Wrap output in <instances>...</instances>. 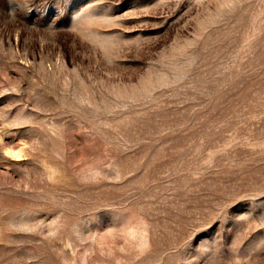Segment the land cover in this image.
I'll return each mask as SVG.
<instances>
[{"label":"rangeland","instance_id":"rangeland-1","mask_svg":"<svg viewBox=\"0 0 264 264\" xmlns=\"http://www.w3.org/2000/svg\"><path fill=\"white\" fill-rule=\"evenodd\" d=\"M0 264H264V0H0Z\"/></svg>","mask_w":264,"mask_h":264},{"label":"snow or ice","instance_id":"snow-or-ice-1","mask_svg":"<svg viewBox=\"0 0 264 264\" xmlns=\"http://www.w3.org/2000/svg\"><path fill=\"white\" fill-rule=\"evenodd\" d=\"M6 154L9 155V156H12V155H13L11 149H9L8 152H7ZM16 158L19 159V157H16Z\"/></svg>","mask_w":264,"mask_h":264}]
</instances>
